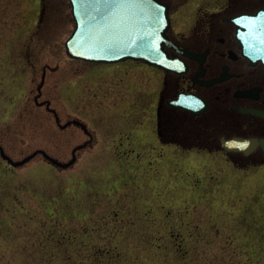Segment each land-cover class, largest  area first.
<instances>
[{"label": "rangeland", "instance_id": "374dc122", "mask_svg": "<svg viewBox=\"0 0 264 264\" xmlns=\"http://www.w3.org/2000/svg\"><path fill=\"white\" fill-rule=\"evenodd\" d=\"M74 27L69 0H0V145L67 162L87 143L66 169L0 154V264H264V166L162 144L160 74L70 58Z\"/></svg>", "mask_w": 264, "mask_h": 264}, {"label": "flooded vegetation", "instance_id": "af4514ba", "mask_svg": "<svg viewBox=\"0 0 264 264\" xmlns=\"http://www.w3.org/2000/svg\"><path fill=\"white\" fill-rule=\"evenodd\" d=\"M162 1L172 23L166 66L139 62L161 76L160 142L222 152L240 167L264 166V0H202L187 30L175 19L194 0Z\"/></svg>", "mask_w": 264, "mask_h": 264}, {"label": "water", "instance_id": "95a60500", "mask_svg": "<svg viewBox=\"0 0 264 264\" xmlns=\"http://www.w3.org/2000/svg\"><path fill=\"white\" fill-rule=\"evenodd\" d=\"M75 28L65 42L67 54L95 63H115L127 59L166 66L164 46L171 28L169 5L161 0H70ZM46 103L50 108V102ZM51 109V108H50ZM51 111L55 112L54 109ZM59 121V117L57 116ZM74 123L86 129L79 120ZM68 125L65 124L63 127ZM63 162L44 149H38L21 160H14L2 145L0 154L14 167L27 164L42 154L53 165L66 169L77 160Z\"/></svg>", "mask_w": 264, "mask_h": 264}]
</instances>
